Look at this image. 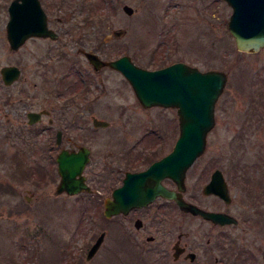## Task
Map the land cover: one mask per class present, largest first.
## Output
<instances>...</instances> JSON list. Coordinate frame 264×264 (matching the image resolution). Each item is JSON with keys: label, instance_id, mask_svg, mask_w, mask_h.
I'll list each match as a JSON object with an SVG mask.
<instances>
[{"label": "rangeland", "instance_id": "rangeland-1", "mask_svg": "<svg viewBox=\"0 0 264 264\" xmlns=\"http://www.w3.org/2000/svg\"><path fill=\"white\" fill-rule=\"evenodd\" d=\"M42 2L49 17L80 16L75 28L80 41L85 48H96L102 56L127 53L146 68L183 59L202 70L217 68L228 72V82L216 101L215 124L207 133V153L199 158L196 168L208 159L215 167L213 158L219 159L220 155L244 166L239 168L244 180L239 185L232 181L231 193L234 213L244 210L251 213V218L248 227L232 232V240L235 238L239 247L232 260L233 264H240L237 261L264 264V221L252 215L254 205L242 192L245 179L250 181L245 176L255 178L264 171V47L256 52L236 48L228 29L231 6L225 0H69L60 7H54L52 0ZM124 4L133 7L132 14L124 12ZM4 14L6 7L0 4V20ZM85 16L89 22L83 20ZM65 37L62 39L67 41L65 46L51 41V50L46 48L49 42L36 39L12 51L0 29V67L14 63L21 68L19 80L9 86L2 82L0 74V183L8 188L0 191V264H139L133 248L127 245V216L104 217L102 199L96 195L57 192V167L45 157L47 134L29 131L26 124L28 109L49 105L48 100L58 104L55 99H47L43 89L33 85L34 81L46 74L53 78L63 73L69 78L66 65L79 61L74 38L70 33ZM65 47L68 51L62 50ZM100 78L111 80L117 88L123 84L122 75L115 71L102 70ZM115 99V104L123 108L105 118L110 127L121 128L113 142L115 149L124 148L129 142L151 145L157 140L154 137L142 140L144 131L160 128V132L171 134L178 127L174 109L160 106L144 109L128 81L127 91L121 89ZM258 163L263 170L255 169ZM17 164L23 171L27 167L45 166L53 177L36 184L32 178L25 179L20 171H15ZM97 168L102 181L110 177L108 167ZM197 178L190 173L189 188ZM195 201L204 207L219 206L216 198L210 196L199 195ZM181 218L174 223L184 228L201 223L204 229L201 220ZM102 230L106 235L100 248L86 258ZM157 244L160 243L145 245L156 252ZM32 253L36 255L33 263Z\"/></svg>", "mask_w": 264, "mask_h": 264}, {"label": "flooded vegetation", "instance_id": "flooded-vegetation-1", "mask_svg": "<svg viewBox=\"0 0 264 264\" xmlns=\"http://www.w3.org/2000/svg\"><path fill=\"white\" fill-rule=\"evenodd\" d=\"M12 1L14 0H1L0 3L6 7V14L0 20V29L1 32L5 33L8 47L12 51H17L30 40L36 39L49 42L46 47L47 50L52 48L51 41L55 43L62 42L61 45L65 46L67 41H62V39L66 38L65 35L68 33H70L76 43L74 50L79 61L75 60V62L66 65L65 68L68 71L69 78L64 77L63 73L53 78L46 74L45 78H38L39 80L33 83L35 87L37 85L38 88L43 89L47 99H55L58 102L57 105H54L52 101L48 100L49 105L42 106L40 109H28L25 113L29 131L40 134L45 132L47 134L46 146H44L45 157L58 167L57 157L61 151L65 150L72 153L86 151L88 160L83 168L82 175L88 189H83L78 193H89L101 198L103 211L104 200L106 198H114V191L124 183L127 173V178L129 179L127 181V212L120 211L107 219L116 216H127V245L133 248L131 250L136 253L135 257L138 258L139 264H232L236 250L239 249L235 243V238L232 240V232L239 228L248 227V220L251 218V213H244V210L242 213H234L235 201L234 195L231 193L232 181L239 185L244 180V176L239 174V168L244 166L234 160L222 158L220 155L219 159L213 158L218 160V162L213 160L215 167H212V160L208 159L206 164L196 168L199 158L207 153L208 144L206 141L203 152L188 167L182 183L170 175H163L165 174V169H156L143 179L134 177V173L146 170L173 150L179 136V127L173 128L171 134L160 132V128L148 129L143 132L144 137L141 139H152L154 137L157 140L155 143L151 145L143 143L140 145L139 143L129 142L126 147L115 149L113 142L117 134L121 133V128L110 127L109 122L105 118L109 117L117 109L123 108V106L115 104L117 102L115 98L116 93H120L121 89L122 91H127V79L109 65L95 67L89 61L85 52L95 53L103 60L116 58L123 54L116 57H107L104 53L102 56L101 52L99 53L96 48H85L83 41H80L81 37L75 30L76 24L81 21L80 16L58 14L49 17L42 2L45 0H39V2L46 13V25L55 32V38L29 35L24 38L17 48H11L7 38V23L10 19L9 5ZM17 1L18 3L24 2V0ZM52 1L54 7H60L63 4H67L69 0ZM88 1L90 2L91 0ZM83 20L85 22L90 21L87 16L83 17ZM71 23L73 25H70ZM62 50L68 51L66 47L62 48ZM177 61L189 63L183 59H176L164 62L160 66H166ZM6 65L17 66L21 75V68L17 64L8 63L3 66ZM3 66L0 67V74ZM102 70L115 71L121 74L123 84L120 88L114 86L111 80L100 78ZM19 77L14 79L12 83L6 84L1 74L2 82L7 86L17 82ZM50 82L52 83L48 84ZM68 82H71L70 85H68ZM66 92L68 93L66 94ZM124 107L126 106L124 105ZM142 107L144 109L150 108ZM78 109L79 111H75ZM171 109H174L177 114L176 108ZM72 111L74 112L71 115ZM98 120H105L107 124L99 125L97 123ZM10 132L12 133L11 130ZM100 141L102 146H100ZM98 166L108 167L107 174L110 177L102 181L103 178L99 174V168L95 169ZM254 167L257 171L260 168L263 170V166L260 163L254 165ZM217 169L225 180L227 187V195L225 197L216 193L206 194L204 192L205 185L210 181L212 173ZM191 172L197 175L198 178L193 187L189 188L187 181ZM159 174H162L161 177H158ZM252 176H245L250 181L245 179L242 192L247 196V200L248 197L250 198L248 202H252L254 205L252 215L257 217V220L264 221V171L260 174L257 173L255 178ZM198 180H201L199 185ZM163 190L174 196L163 195ZM146 194L154 195L153 199L147 202L135 201ZM176 195L178 198L182 197L186 201L199 206L201 205L195 201L199 195L214 197L219 202V206L201 207L227 213L235 220L221 224L186 211L180 207L179 202L175 199ZM243 200L246 201V199ZM180 216L182 217L181 219L201 220L204 229L202 230L201 223L200 225L195 223L194 227L193 223L188 228H184L181 224L176 225L174 222ZM240 220L246 223L241 224ZM176 229L177 232H175ZM101 232H105L106 235L105 230ZM201 236H205V239L201 238ZM163 239L167 240L164 243L163 241L159 242ZM156 241L160 243L155 248L156 252H154V248L145 245L147 242ZM137 260L133 261L137 262Z\"/></svg>", "mask_w": 264, "mask_h": 264}, {"label": "water", "instance_id": "water-1", "mask_svg": "<svg viewBox=\"0 0 264 264\" xmlns=\"http://www.w3.org/2000/svg\"><path fill=\"white\" fill-rule=\"evenodd\" d=\"M226 1L232 6L228 28L234 37L237 49L255 52L264 46V0ZM122 8L127 14H132L134 11L129 4H124ZM9 13L7 38L11 48H17L29 35L55 38V32L46 25V13L39 0H24L20 3L14 0L9 5ZM85 54L97 68L109 65L120 71L131 84L138 101L144 107L159 105L177 109L180 131L173 150L146 170L134 173L133 176L143 179L156 169H165L163 175H170L182 183L187 168L203 152L206 135L215 124V104L226 85L228 72L217 68L201 70L183 61L150 69L137 65L128 54L109 60H103L92 52H85ZM19 73L20 69L15 65H6L1 68L2 78L6 84L17 79ZM97 123L106 125L107 121L98 120ZM87 160L86 151L72 153L63 150L60 152L57 157L59 163L57 171L60 176L57 192L75 194L88 189L82 175ZM161 175L159 174L158 177ZM128 180L126 173L124 183L114 191V198L104 200L106 217H111L120 211L127 212ZM204 192L206 194L216 193L223 197L227 195L225 180L218 169L212 173L210 181L204 187ZM162 193L165 196H174L164 190ZM153 196L146 194L135 201L147 202L153 199ZM175 199L182 209L201 215L213 222L224 224L235 220L227 213L205 209L182 197L178 198L177 195ZM104 235L105 232L99 234L89 248L86 258L95 254Z\"/></svg>", "mask_w": 264, "mask_h": 264}, {"label": "trees", "instance_id": "trees-1", "mask_svg": "<svg viewBox=\"0 0 264 264\" xmlns=\"http://www.w3.org/2000/svg\"><path fill=\"white\" fill-rule=\"evenodd\" d=\"M14 168H15V171L17 173L20 171L22 177L24 176L25 179H29V177H30L34 180V183H36V184H40V181H42L43 179H47L48 177H53V174L49 170V168H47L45 166H41V165H36L33 167H27L26 171H23L21 169V167H18V164H17V166H14ZM15 177H17V175H15ZM5 186H6L5 184L0 183V191L8 190V188H6ZM32 255L33 256L30 257L31 263H33L34 260L36 259V255H34V253H32ZM237 262H239L240 264L242 263V261H237Z\"/></svg>", "mask_w": 264, "mask_h": 264}]
</instances>
